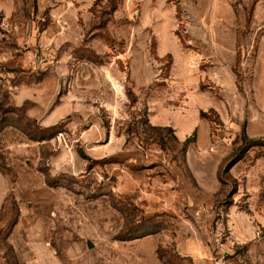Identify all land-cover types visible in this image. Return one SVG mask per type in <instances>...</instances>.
Instances as JSON below:
<instances>
[{
  "label": "rangeland",
  "instance_id": "rangeland-1",
  "mask_svg": "<svg viewBox=\"0 0 264 264\" xmlns=\"http://www.w3.org/2000/svg\"><path fill=\"white\" fill-rule=\"evenodd\" d=\"M0 264H264V0H0Z\"/></svg>",
  "mask_w": 264,
  "mask_h": 264
},
{
  "label": "trees",
  "instance_id": "trees-1",
  "mask_svg": "<svg viewBox=\"0 0 264 264\" xmlns=\"http://www.w3.org/2000/svg\"><path fill=\"white\" fill-rule=\"evenodd\" d=\"M191 139H192L191 137H188V138L185 140V144L190 143Z\"/></svg>",
  "mask_w": 264,
  "mask_h": 264
},
{
  "label": "water",
  "instance_id": "water-1",
  "mask_svg": "<svg viewBox=\"0 0 264 264\" xmlns=\"http://www.w3.org/2000/svg\"><path fill=\"white\" fill-rule=\"evenodd\" d=\"M94 244L92 242H89V246L92 247Z\"/></svg>",
  "mask_w": 264,
  "mask_h": 264
}]
</instances>
